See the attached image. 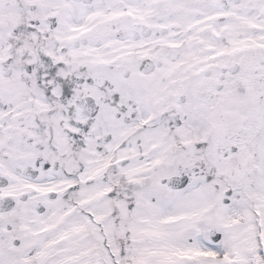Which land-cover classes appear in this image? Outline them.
Wrapping results in <instances>:
<instances>
[{
  "label": "snow or ice",
  "instance_id": "6c2138e0",
  "mask_svg": "<svg viewBox=\"0 0 264 264\" xmlns=\"http://www.w3.org/2000/svg\"><path fill=\"white\" fill-rule=\"evenodd\" d=\"M0 264H264V0H0Z\"/></svg>",
  "mask_w": 264,
  "mask_h": 264
}]
</instances>
